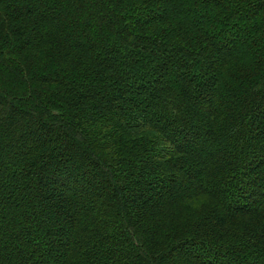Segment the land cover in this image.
Instances as JSON below:
<instances>
[{"label":"trees","instance_id":"obj_1","mask_svg":"<svg viewBox=\"0 0 264 264\" xmlns=\"http://www.w3.org/2000/svg\"><path fill=\"white\" fill-rule=\"evenodd\" d=\"M0 264H264V0H0Z\"/></svg>","mask_w":264,"mask_h":264}]
</instances>
